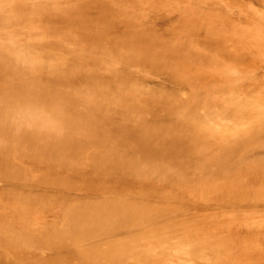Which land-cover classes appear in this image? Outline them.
Returning <instances> with one entry per match:
<instances>
[{
    "label": "rangeland",
    "instance_id": "rangeland-1",
    "mask_svg": "<svg viewBox=\"0 0 264 264\" xmlns=\"http://www.w3.org/2000/svg\"><path fill=\"white\" fill-rule=\"evenodd\" d=\"M34 3L68 15L53 27L48 24L50 31L43 34L37 26L46 22L38 20L37 10L24 21L31 32L17 41L20 49H8V61L22 53L25 64L41 63L36 74L42 92L64 76L76 77L61 92L90 88L85 93L111 108L101 115L107 126L101 140H121L111 151H104L100 140L88 150L89 157L96 150L106 152L110 163H100L101 179L75 182L81 189L69 193L77 205L84 202L96 211L90 228L112 240L99 247L106 255L99 263L264 264V0ZM54 28L63 33L55 49L45 44L54 40ZM136 45L159 56L152 53L140 63ZM174 58L180 62L173 63ZM164 64L175 66L176 74ZM177 76L182 82L175 81ZM188 119L206 132L202 145L195 146L199 128H185ZM140 133L172 141H162L173 159L169 168L156 161L136 168L132 158L151 149L146 150ZM133 139L136 145L128 144ZM5 215L0 264H47V257L34 256L32 249L18 247L12 254L5 242L27 237L11 219L40 215L30 207ZM24 222L28 229L35 226ZM49 223L41 219L42 227Z\"/></svg>",
    "mask_w": 264,
    "mask_h": 264
},
{
    "label": "bare ground",
    "instance_id": "bare-ground-1",
    "mask_svg": "<svg viewBox=\"0 0 264 264\" xmlns=\"http://www.w3.org/2000/svg\"><path fill=\"white\" fill-rule=\"evenodd\" d=\"M1 1L0 222L6 220L5 214H21L22 210L30 207L31 213L40 215V217L30 216L23 220L16 217L17 219L11 220L19 225L20 231L27 236L26 239L42 238L43 241L28 244L26 239L16 237H12L10 241L4 240L11 245L8 247L11 248L12 254H18V247L32 249L34 256H46L47 264H61V262L109 264L112 261L108 259L99 263V260L104 259L106 255L98 250L102 247V243L112 240L104 236L106 233L90 228L89 225L93 222L96 211L88 209L89 205L84 202L77 205L75 197L71 198L69 193L81 189L75 185V182L80 184L81 180L93 176L101 179L100 163H110L108 154L102 153L101 150H96L92 157L87 155L88 150L98 140L104 151H111V147L119 146L117 143L121 140L116 137L112 140H101L104 130L107 129L101 115L103 109L110 114L111 108L101 106L97 101L98 98L85 93L90 91L87 87L79 86L80 88H75L73 92H61L60 88L73 86L76 82V77L72 76L58 79L52 88L42 92L43 84L40 83V75L36 74L37 66L41 63L32 66L25 64L27 57L22 53L14 54V59L8 61V59L11 60L8 49H20L17 41L31 32L30 29L24 28V21L35 17L37 10L40 12L37 16L38 20L42 18L46 22L45 26H37V30L43 34L45 31H50L49 25L60 23L62 15L67 16V12H58L47 4H36L34 0ZM22 8H25L24 13H21ZM54 29H56L52 31L55 35L54 40L45 44L55 49L63 33L61 29ZM135 47L138 53L137 60L140 63L144 62L143 58L149 59L151 54L155 53L151 47V50L146 49L144 52L141 45ZM155 56L159 54L155 53ZM126 58L123 57V59ZM178 58L172 59L176 60L173 63L180 62ZM155 59L159 61L158 58ZM163 69H169L167 71L170 73L176 72L175 66L168 64H164ZM178 77L175 81L182 82ZM66 98L69 99L68 102ZM162 107L165 112H170L168 106ZM184 122H187L185 128L189 126L192 129L199 128L201 134L197 138H200V142L195 146L202 145L201 138L206 136V132H201L202 127L192 123L191 119L190 122L189 119ZM163 130L160 129L159 132ZM135 137L138 139L137 136ZM142 137L145 139L146 150L150 149L149 145L151 149L146 156L139 157L137 153L138 158H132V163L136 168L139 170L147 165L144 161H156L169 168L170 163L167 162L173 159L168 156L170 149L162 147V141H172H157L148 137V134L140 133V138ZM137 142L133 139L128 144L136 145ZM23 151L24 153L21 154ZM106 166L110 168L111 165L106 164ZM162 174H166L165 171ZM5 183L8 184L7 188L4 187ZM22 185L25 189L21 187ZM80 186L85 188L83 185ZM33 188L39 191L34 193ZM47 190L52 194H43ZM81 197L83 196H78V199H82ZM199 204L204 205V202ZM108 216L105 217L106 220H109ZM41 219H47L50 222L49 226L42 227ZM26 220L33 222L35 226L28 229L24 222ZM11 231L16 232L14 229ZM47 254L51 255V259H48Z\"/></svg>",
    "mask_w": 264,
    "mask_h": 264
}]
</instances>
